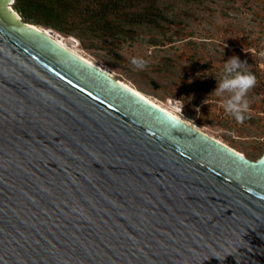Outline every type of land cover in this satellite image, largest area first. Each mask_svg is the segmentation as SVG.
<instances>
[{
    "label": "water",
    "instance_id": "obj_1",
    "mask_svg": "<svg viewBox=\"0 0 264 264\" xmlns=\"http://www.w3.org/2000/svg\"><path fill=\"white\" fill-rule=\"evenodd\" d=\"M13 3L0 0V264H264V154L149 103Z\"/></svg>",
    "mask_w": 264,
    "mask_h": 264
},
{
    "label": "rangeland",
    "instance_id": "obj_2",
    "mask_svg": "<svg viewBox=\"0 0 264 264\" xmlns=\"http://www.w3.org/2000/svg\"><path fill=\"white\" fill-rule=\"evenodd\" d=\"M11 7L18 12L15 3ZM146 7L157 15L156 24L122 23L128 33L100 37L89 33L88 27L98 28L89 17L85 25L80 15L70 18L66 33L18 14L27 23L52 29L69 45L78 44L74 48L104 65L116 79L185 122L247 158L259 159L264 154V0H157L154 7L145 3L126 10L145 13ZM232 56L245 62L241 71L257 78L246 93L242 120L225 109L232 93L214 91L225 76L224 62ZM134 57L147 60V65L137 67Z\"/></svg>",
    "mask_w": 264,
    "mask_h": 264
},
{
    "label": "trees",
    "instance_id": "obj_3",
    "mask_svg": "<svg viewBox=\"0 0 264 264\" xmlns=\"http://www.w3.org/2000/svg\"><path fill=\"white\" fill-rule=\"evenodd\" d=\"M157 0H16L15 8L26 20L36 24L52 27L62 32L67 31L70 18L80 15L84 17L82 24L89 17L93 25L88 27L89 33L95 37L116 36L128 33L123 30L122 23L132 27L137 24H156L157 15L147 8L145 13L128 11L143 4L154 7ZM83 3H87L82 8ZM112 18V19H111ZM85 33V32H84Z\"/></svg>",
    "mask_w": 264,
    "mask_h": 264
},
{
    "label": "clouds",
    "instance_id": "obj_4",
    "mask_svg": "<svg viewBox=\"0 0 264 264\" xmlns=\"http://www.w3.org/2000/svg\"><path fill=\"white\" fill-rule=\"evenodd\" d=\"M132 62L139 68H144L148 63L147 60L136 57ZM244 64L245 62H242L238 56H232L224 62L225 76L214 90L216 95H222L225 91L232 93L224 106L226 111L232 113L237 120L243 119V110L248 107L245 100L246 93L257 83L253 73L241 71Z\"/></svg>",
    "mask_w": 264,
    "mask_h": 264
},
{
    "label": "bare ground",
    "instance_id": "obj_5",
    "mask_svg": "<svg viewBox=\"0 0 264 264\" xmlns=\"http://www.w3.org/2000/svg\"><path fill=\"white\" fill-rule=\"evenodd\" d=\"M32 25L35 26V27H38V28L42 29V30H43L44 32H46L49 36H51L52 38H54L59 44H61L63 47H65L66 49L70 50L71 52H73L74 54H76L77 56H79L80 58H82L83 60L89 62L90 64H93V65L99 67L100 69L106 71L108 74H110L112 77H114V75H113V74H112V73H111V72H110V71H109L104 65H102L101 63H98V62L92 60L91 58L87 57L86 55H84V54L78 49V47H77V48H74V47L77 46L78 44L74 43V44H72V46H71V45H69L68 43L65 42L66 39H65L64 37H59V36H57L56 34H55V35H52L51 30H49L48 28L39 27V26H37V25H35V24H32ZM64 40H65V41H64ZM67 41H69V40H67ZM119 81H120L122 84H124V85L130 87V88L133 89L134 91L140 93L142 96H144V97L147 98L148 100L152 101L153 103L157 104L159 107H161L162 109H164L165 111H167L168 113L172 114L173 116H175V117L177 118V115H175V113L172 112V110H170L168 107L161 105V104L158 103L157 101L153 100L152 98L148 97L147 95H145L144 93H142L141 91H139L137 88H134V87H133L132 85H130L129 83L124 82V81H121V80H119ZM178 119L182 120V119L179 118V117H178ZM182 121H184V120H182ZM184 122H185V121H184ZM186 123H187V122H186ZM188 124H189V123H188ZM190 125H191V124H190ZM193 127H194V126H193ZM195 128H196V127H195ZM200 131H201V130H200ZM202 132H203V131H202ZM204 133H205V132H204ZM212 137H213V136H212ZM214 138H215V137H214ZM215 139H217V138H215ZM217 140H219L220 142H223L224 144L227 145V143H225L224 141H222V140H220V139H217ZM228 146H229V145H228ZM233 149H234V148H233ZM234 150H236V149H234ZM236 151H237V150H236ZM237 152H239L240 154H242L243 156H245L244 153H242V152H240V151H237Z\"/></svg>",
    "mask_w": 264,
    "mask_h": 264
},
{
    "label": "snow or ice",
    "instance_id": "obj_6",
    "mask_svg": "<svg viewBox=\"0 0 264 264\" xmlns=\"http://www.w3.org/2000/svg\"><path fill=\"white\" fill-rule=\"evenodd\" d=\"M125 87H127V86L125 85ZM136 95H138V96H139V95H140V93H138V92H137V93H136ZM149 103H151V101H149ZM169 115H171V114L169 113ZM177 119H178V117H177Z\"/></svg>",
    "mask_w": 264,
    "mask_h": 264
}]
</instances>
